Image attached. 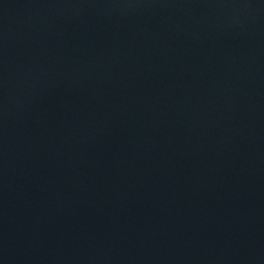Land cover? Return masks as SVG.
I'll return each instance as SVG.
<instances>
[{
    "label": "water",
    "instance_id": "95a60500",
    "mask_svg": "<svg viewBox=\"0 0 264 264\" xmlns=\"http://www.w3.org/2000/svg\"><path fill=\"white\" fill-rule=\"evenodd\" d=\"M0 264H264V0H0Z\"/></svg>",
    "mask_w": 264,
    "mask_h": 264
}]
</instances>
